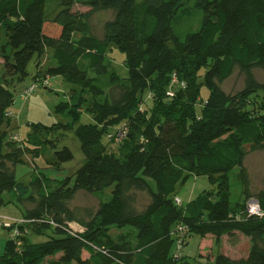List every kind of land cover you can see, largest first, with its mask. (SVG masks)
<instances>
[{"label": "trees", "instance_id": "trees-1", "mask_svg": "<svg viewBox=\"0 0 264 264\" xmlns=\"http://www.w3.org/2000/svg\"><path fill=\"white\" fill-rule=\"evenodd\" d=\"M76 4L89 10L74 11ZM102 11L113 18L99 37L91 18ZM196 12L200 28L179 37L175 18ZM114 48L126 55L124 78L111 65ZM0 59V210L15 204L29 221L20 227L27 230L20 245L6 243L0 264H189L182 253L192 235L213 236L219 249L212 258L200 254L196 264H264V217L238 219L255 198L247 189L233 207L230 184L235 169L246 173L248 146L264 151V83L254 74L264 70V0H0ZM34 59L39 88L52 77L73 88L56 106L68 124H33L24 150L44 148L47 167L61 171L74 156L53 137L74 131L85 163L61 179L34 171L25 185L14 169L26 152L7 129ZM237 69L245 88L227 94L221 86ZM173 75L186 87L170 99ZM202 86L210 92L206 101ZM149 93L152 106L142 111L139 97ZM83 113L92 123L80 124ZM124 125L126 137L113 151L104 142ZM191 176L214 188L178 205L177 187ZM80 192L99 201L86 219L70 206ZM138 194L150 198L141 209ZM255 200L264 211V192ZM112 229L130 230L133 240L114 238ZM237 233L249 238V252L220 251L222 238ZM31 235L48 239L33 243Z\"/></svg>", "mask_w": 264, "mask_h": 264}, {"label": "rangeland", "instance_id": "rangeland-1", "mask_svg": "<svg viewBox=\"0 0 264 264\" xmlns=\"http://www.w3.org/2000/svg\"><path fill=\"white\" fill-rule=\"evenodd\" d=\"M141 1V0H138ZM89 8L76 4L74 6V11L87 12ZM113 18L112 11H102L97 12L92 15L91 24L94 32L101 37L103 33V26L105 22L111 20ZM201 24V13L196 12L192 16H178L173 21V27L175 29L176 34L179 37H184L189 32H195L200 28ZM111 57V65L113 69H115L121 77L127 76V70L125 65L126 55L122 53L120 50L114 48L113 52L110 53ZM49 57L46 56L44 58L45 66L49 65ZM2 59H0V74L2 73ZM29 73L30 77L24 82L22 89L33 84L32 77L36 73V59H34L29 65ZM254 74L256 79L264 83V70L255 69ZM49 86H42L36 89L35 92L32 93L26 99H22L18 94L16 95V99L13 107L11 108L12 112V126L7 129L10 135L18 136V139L15 140L17 144H22V150L24 153V162L23 164H19L15 167L16 179L18 182L23 183L25 185L29 184L31 175L34 171H43L48 170L51 171L49 175L61 179L66 176H74L76 171L83 166L85 163V156L81 151V144L78 138L76 137L74 131H68L63 133L54 134L53 139L57 141L59 144V149L64 147H68L73 153V160L67 163H64L61 167V171H53L47 167L46 159L50 157L49 152L44 150V148L36 149L35 152H27L24 150L23 139L26 138L28 133L30 132L31 126L33 124H43L46 126H52L57 123L68 124V121L65 116L57 113L56 106L61 102H64L69 97L70 91L73 88V85L65 82L61 77H52L48 81ZM222 89L227 94H236L242 91L245 88V77L239 72L237 69L235 73L222 84ZM21 89V90H22ZM178 88H175L174 95L170 97V99L174 98L176 95V91ZM202 98L204 101L208 98L210 92L205 87L202 86L201 89ZM140 100V110L144 111L145 109H149L152 106V101L150 97V93L146 94L143 99L139 97ZM198 111L200 110V105H197ZM92 123L91 117L87 114L83 113V117L80 124ZM123 126V124L121 125ZM126 128L127 126L124 125ZM123 127V128H124ZM115 128L109 131L108 139L105 140V144H108L113 151H117L119 148V144L121 140L125 137H120V133L124 134V129ZM129 132V130H128ZM47 133V132H46ZM53 132L46 134L51 137ZM51 135V136H50ZM109 141L111 143H109ZM7 150V148H5ZM248 155L245 160L246 173L241 175L239 169H235L230 174V184H231V203L234 207L237 203H240L244 200L245 191H248L254 195L253 197L257 199V195L261 192H264V151H255L252 150L249 146L247 147ZM36 154V155H35ZM39 154H41L39 156ZM214 187L209 184V181L206 177L195 178L193 176L189 177L185 184H181L177 187L176 195L182 200L184 204L191 202L193 199L198 197L201 193L206 190L213 189ZM112 189L107 190V194L110 195ZM213 191V196H216V188ZM6 198L9 195L5 196ZM138 205L139 209L147 206L150 202V198L147 194H138ZM70 206L72 209L78 211V214L81 218L86 219V214L89 212H95L99 206V201L94 196L80 192L76 195L74 200L70 202ZM23 208L19 207L15 204H9L0 210V257L4 254V248L6 243L11 240L10 231L5 229L2 225L8 223L9 221H26L23 218ZM27 223L21 224L20 227H27ZM72 228L80 231V227L72 223ZM21 230V229H20ZM130 233V234H128ZM21 237L23 234H27V230H21ZM51 234V232H49ZM111 234L114 238H118L120 240H125L128 238L133 240L132 232L128 229L125 230H117L112 229ZM48 239L47 236H35L31 235L30 240L33 243L44 242ZM208 239H203L198 235H192L187 238L186 245H183V253L187 258L189 264H196L198 260V256L203 254V256L210 255L214 257L219 249L213 243L211 248L205 252L204 243H206ZM249 238L237 233L233 236L225 235L222 238V243L220 246V251L223 253L232 256V257H241L246 255L248 246H250L247 242ZM209 241V240H208ZM20 245V242H19ZM87 254H84V257L87 258ZM181 257V256H180ZM178 257V258H180Z\"/></svg>", "mask_w": 264, "mask_h": 264}, {"label": "built area", "instance_id": "built-area-1", "mask_svg": "<svg viewBox=\"0 0 264 264\" xmlns=\"http://www.w3.org/2000/svg\"><path fill=\"white\" fill-rule=\"evenodd\" d=\"M44 85H48V79L44 80ZM40 83H33L31 86H29L22 94L21 97L24 99L27 96L31 95L37 88H39ZM186 84L182 81H179L176 75H173L172 80H171V84L168 90V96L172 97L174 95V90L175 88H185ZM9 115L11 116V113H9ZM124 129V134L120 133V137H125L126 133H127V129ZM12 139L15 141L18 139V136H14L12 135ZM176 204L181 205L182 201L179 198H176L175 200ZM263 218L264 217V211L262 210L259 202L255 199H251L247 202L246 204V208L244 211L240 212L238 215V219L242 220V219H249V218ZM23 223H27L29 224V221H24V222H19V221H12V222H8L6 224H3L2 226L7 229L10 230V237L11 240L16 241V243L19 245V241H18V237L21 235V230H20V226ZM2 223H0L1 225ZM180 231L182 232L181 235L184 236V231H185V227H180L179 228ZM179 244L181 245V241L179 240Z\"/></svg>", "mask_w": 264, "mask_h": 264}, {"label": "crops", "instance_id": "crops-1", "mask_svg": "<svg viewBox=\"0 0 264 264\" xmlns=\"http://www.w3.org/2000/svg\"><path fill=\"white\" fill-rule=\"evenodd\" d=\"M194 200V199H193ZM206 239H208L207 241H206V243H204V247H205V252H207L208 251V249L209 248H211V245L213 244V241H214V239H213V236H211V235H209V236H207L206 238H205V240ZM248 243H249V240L247 241ZM251 246V245H250ZM250 246H248V248H247V251L245 252V254H247L248 252H249V249H250ZM203 255V254H202ZM242 257V256H241Z\"/></svg>", "mask_w": 264, "mask_h": 264}]
</instances>
